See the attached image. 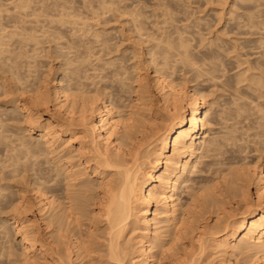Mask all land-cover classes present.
Listing matches in <instances>:
<instances>
[{"label": "bare ground", "instance_id": "bare-ground-1", "mask_svg": "<svg viewBox=\"0 0 264 264\" xmlns=\"http://www.w3.org/2000/svg\"><path fill=\"white\" fill-rule=\"evenodd\" d=\"M32 1L38 7H32ZM32 1L16 3L18 7L14 5L17 12L25 14L22 19L23 13L18 12L19 22L22 25L27 23L26 26L32 23L31 29L25 25L14 27L18 17H12L17 15L11 16V21L14 20L12 24L5 22L6 25H0H5V29L0 27V57L3 54L13 55L3 61L2 56L0 60L10 63H0V97H4V101H0V146L5 147L0 149L4 155L0 154L4 157L3 160L0 158V182L10 181L6 188L1 183L5 189L0 187V204L6 207L5 210L0 207V214L6 212L0 221V240L7 238L11 244V239H15V245L18 244L16 249L10 244V247H5L10 263L213 264L210 260L216 257L220 264H233L231 258L234 257L236 264H264L263 157L257 158L259 162H243L241 165L238 159L240 169L234 168L238 162L233 169L228 168L231 164L223 160L228 146H238L239 150L235 151L239 154L249 151L238 145L244 135H250L247 134L249 131H253V139H257L256 144L261 146L257 147L259 150H255L256 153H260L261 149L264 151V20L260 21L258 17L261 0L258 5L255 1L252 4L253 9L254 5L259 7L255 9L259 10L257 14L254 10L253 14L250 13L252 7L249 3L250 9L241 8L249 12L243 13L245 22L242 24L237 22L238 17L233 16L236 20L233 23L237 22L235 26L238 24L235 36L247 35L244 36L247 39L259 37L253 45L250 40H254L250 38L242 43L234 40L236 44L240 43L239 47L244 52L250 50H247L250 45L254 46L251 53L243 54H247L246 58L259 56L256 61L253 60L254 63L246 58L241 63L239 60L243 61V55L240 57L241 53H238L237 57L235 54L236 58L240 57L238 61L236 59L237 69L244 64L249 65L246 71L235 73V76L227 75L225 61L224 65L221 63L225 57L222 55V58L221 54L229 55L231 50L220 53L225 47L221 49L220 45L215 48V43L221 44L220 37L233 33L222 30L220 34L224 35L221 36L216 32L215 38L219 41L213 42L214 38H210L212 42L209 39L206 49L203 45L199 46L204 41L208 42L206 35L199 31L201 25L198 28L193 26L196 32L201 33L203 39L199 38L202 41L199 45L195 43L197 38L194 37L200 33H190V36L187 30L188 35L192 40L196 39L194 44L198 45L197 48L203 47L207 51L200 55L186 34L185 30L190 26L180 29V23L175 22L180 19V0H177L178 13L173 11L176 0L170 3L172 8L169 3L170 6L164 8L167 0H159L160 4L163 1L164 8L160 22L156 21L159 16L155 12L163 8L156 0L155 6L159 4L156 9L160 10L154 11L158 16L155 22H152L153 16L151 21L147 17L150 11L145 15L144 10L149 4L144 5L142 0L144 4L141 1L140 4L146 7L140 5L139 8L133 5L138 3H131L129 6L139 9L132 6L128 10L125 5L126 12L124 7L119 6L121 0L119 5L111 0L113 3H109H112L109 10L108 2L107 6L104 0L100 4L105 5L106 10L100 9L104 6L99 3L100 8L93 6L97 10L90 11L89 15L92 17V13L97 12L95 19L108 17L112 7L117 14L115 9L118 6V11L123 10L118 16L131 18L129 23H132L133 29L130 33H134L137 39L131 35L129 39L138 41V48L141 44L150 47L146 45L149 49H146L145 55L141 54L146 59L140 56L143 47L132 48L129 60L141 58L133 65L123 64L125 54L122 62L119 57L118 60L115 57L109 60L107 56L110 57L116 47L120 49L122 42L120 45L117 43L119 47L116 46L113 41L111 43L114 32L107 31L105 26V30H100L90 25L100 19L89 16L94 19L90 23V19L86 18L88 16L80 13L81 7H78L79 11L74 4V11L77 9L80 16L77 17L76 11H73L76 16H72V12L67 11L72 9V6L67 8L70 0ZM82 1L85 2H79L85 6ZM240 1L246 4V0ZM71 2L74 3V0ZM250 2L253 3L252 0ZM211 3L219 5L216 15L233 12L234 6H238H232L230 0ZM83 6L86 10L87 7ZM26 9L32 11L28 10L29 13ZM172 12H176L178 18ZM261 16L264 17V13ZM72 17H77L78 23L84 20L90 24L84 22L82 27L80 23V29ZM107 21L102 20L103 23ZM172 22L178 25H173V28L176 25L175 29L170 26L173 30L168 28ZM8 25L14 28L9 30ZM67 25L74 31V38L69 40L65 39L67 31L63 32L68 29ZM153 25L156 31L161 28L160 34L153 33L155 30L150 27ZM163 26L165 28L162 29ZM243 29L247 32H241ZM81 31L82 34L78 35ZM13 39L15 47L10 46L14 49L9 51L7 48ZM52 43L56 45V51H53L57 54L56 58L62 59V62L56 65V70L49 65V69L45 68L47 71L42 74L39 71L43 66L40 69V64H36L37 56H33L34 59L31 57L33 65H30L31 62L28 65L30 56H25L27 52L24 51L33 44L29 49L31 53L41 52L40 45L44 47ZM95 48L99 51L96 49L98 52H95ZM237 48L238 45L233 48L236 53ZM43 49L45 53H50V48ZM119 49L115 50L116 53ZM194 49L201 58L195 55ZM40 52L36 54L40 56ZM94 52L97 53L94 56L101 54L100 57L95 59ZM90 53L93 54L90 56ZM88 55L94 58L92 62L95 65L92 62L86 65L91 59ZM25 57L27 65L22 63ZM96 60L100 65H96ZM179 72H182L179 79L182 84L177 80ZM188 84L192 86L188 87ZM202 84L210 86L211 90L220 89L219 93H227L229 99L225 98L217 106L218 98L210 99L213 90L212 94L210 89L206 91L209 99L198 90ZM240 85L246 89H239ZM11 126L18 132H12ZM256 144L253 145L258 146ZM205 159L208 162L204 164ZM202 164L205 166L201 169ZM207 173L213 176H209L212 180L206 179ZM195 175L197 177L193 178ZM199 178H203L202 182L193 186ZM185 192L190 199L184 201L182 195ZM2 250L0 258L5 252Z\"/></svg>", "mask_w": 264, "mask_h": 264}, {"label": "rangeland", "instance_id": "rangeland-1", "mask_svg": "<svg viewBox=\"0 0 264 264\" xmlns=\"http://www.w3.org/2000/svg\"><path fill=\"white\" fill-rule=\"evenodd\" d=\"M21 1H22V0H21ZM21 1H20V0H0V7L2 8L1 5H3V7H5V8H4L5 10H4L3 8H2V9L0 8V10H2V11H4V12H5L6 10H7V11H8V10L10 11V12L8 11V12H6V13H3V12L1 11V14H2V15H1L0 17L3 18V19H2V22H1V18H0V25H2V24H5V25H6L5 22H7V23H9V24H12L14 20L11 21V19H12V18H13V19H16V17H18V15H17L18 12H21V13H19V14H22V13H23L22 11H18V12H17V7H18L19 5H18V4L16 5V3H19V2H21ZM24 1H25V0H24ZM24 1H23V2H24ZM30 1H32V0H30ZM35 1H37V0H35ZM38 1H39V0H38ZM50 1L52 2V0H49V2H50ZM53 1H55V0H53ZM68 1H69V0H68ZM68 1H67V2H68ZM79 1H81V0H74V3H72L71 0H70V3H69V2H68L69 4L67 3V4H68L67 8L72 6V9H73V10H72L71 8H68V10H67V9H66V10H67L68 12L70 11V14H71V12H72V14H71L72 16H76V14H77V17H78L79 13H77V12L80 11L78 7H81V8H80V9H81L80 13H85V15L88 16V17H86V18H88V20H89L90 17H91V15H89V14H91L90 11H91V12H95V11H96L98 8H100L101 6H104V8L102 7V8H100V9H102V10H106L107 7L105 8V5H107V4L109 5V7H108L107 10H109L110 6H111L112 3H113V1H111V0H109V1L104 0L105 5H103V4L101 5L100 2L102 1V3H103V0H85V2L82 1V2L85 3V4H84L85 6H83V5H82L83 3L81 4ZM115 1H116V2H115ZM118 1H119V0H114L115 5H116V4L119 5V4H118ZM131 1H133V2H131ZM134 1H135V2H134ZM140 1H141V0H130V1H129V0H127V1L121 0V1H119V2H121L122 4L119 5V6H120V8L124 7L123 10L126 9V6H128L129 8L127 7V9L129 10L130 7H132L133 5H137L139 8H141V6H144V5H148V4H149V5L147 6V8L144 10V11L146 12L145 15L147 14V12L150 11V12H149L150 14H149V13L147 14V15H148L147 17L149 18V20L151 19V16H153L154 19L152 18V22H155V20H156V19L158 18V16H159V20L157 19L156 21H157V22H158V21L160 22V21H162V19H163V16H162L161 14L163 13L164 8H168L167 6H170V5L172 4V3H171L172 0H171V1L167 0V2L164 3V6H166V7L163 8V5H162V4H163V1H162V3L160 4L159 0H156V1L159 2L160 7L163 8V9L160 10V9H156V8H158L159 4H157V7H156V6H155V3H157V2L154 3V0H153V1L150 0V2H149V0H142V1L145 2V4H144V3L141 1V3H143L144 5H141V4H140ZM164 1H165V0H164ZM178 1H179V0H178ZM178 1H177V0H176V2L173 1V2H175V3H173V5H174V4H175V5H174V6L171 5L170 7L172 8V6H173V9H174L173 11H176L177 13H178V11H179L178 9L180 8V11H179V14H178L180 19H176V21H175V22H177V23H178V22L180 23V24H179V28L181 29L183 26H186V27H187V26H190V28L187 27L188 29L185 28V29H186V30H185V31H186V34L188 35V32L190 31V32H189V35H190V33L195 34V32H196V29H194L193 26H195V27L198 28V27H200V25H201V27L199 28V31H200V32L202 31L203 36H204V34L206 35L205 37L208 39V42H205V41H204V42H205V43L203 42L204 44L202 43L201 45H199V42L202 41L203 37L200 36V35H201L200 32H196V35H197L198 33H200V34H199L198 37H197V36L194 37V38H197V42H195V43L198 44L199 46H202V45H203V46L205 47V44L208 45V44L210 43V41H211L210 38H212V39L214 38V39H213V42H216V40L219 41V39H220L219 42H221V44H219V43H215V44H216V45H215V48H217V46H220V45H221V46H220L221 49H222V47H223V48L225 47L224 49L221 50L220 53H222L223 50H225L226 52H227V51H230V50H231V51H234L232 54H231V51L229 52L231 55H230V54L228 55V53H225V54L222 53V54H221V56H222V55H225V57L222 56V58H223V57H224V58L221 59V60H222L221 63H223V60L225 61V66H226V68H227V73L229 72L227 75L232 76V75H234L235 73H236L235 75H237V73L240 74V72H242L243 70L246 71L245 68H246V67H249V65L247 66V65L244 64V65H242L243 68H242V66H241V67H239V69H237L238 62H236V59H237V61H238V60L240 59V57H242L241 55H243V54L246 53V52H248L247 54H249V52L251 53L250 50H252L251 48L254 47V46H252V45L258 40L259 37L256 36V37H254V39H253V36H252V37H248V39H247V37L244 38V36H247V35H243V36H239V37H238V36H235V34H237V32H238V31H237V26H238V24H237V26H235V25H236V23H237L238 21H239L241 24H242V22H245V21H244V18H242V17H243V16L245 17V15H243V13H244V14L246 13V12H244V10H247V7H248V9H250V8L252 7V9L249 10L250 13H252V14L254 13V11H255V14H257L256 12L259 11L258 9H259V7H260L261 10H262V11H261V10H260V11H261V13H262V15H263V13H264V12H263V11H264V10H263V9H264V8H263V7H264V0H261V1H260L261 3L259 2V0H257V1H256V0H252L253 3L250 2L251 0L248 1V2H247V0H246V1H245L246 4L244 3V1H242V2H241V1L238 2L239 0H230L231 5H232V4H233V5L236 4V5L239 6V10H238V6H234L235 9H233V12H229V11H227L228 13H227V12H223L222 14H220L221 17H222V19H221V17H219V16H220L219 14L216 15V12L219 10V9H218V8H219V5H217L218 3H217V4H215V3H214V4L211 3L212 1L215 2V0H184V1H183V0H180V1H181V2H179L180 4L178 3ZM234 1H237L238 3H237V2L235 3ZM254 1L256 2V5H258V4L260 3V4H259V7H258V6L255 7V5H254V8H255V9L258 7L257 10L253 9L252 4H255ZM23 2H21V3H23ZM46 2H48V0H46ZM75 2H77V4H75ZM86 2H87V3H86ZM107 2H108V3H107ZM110 2H112V3L109 4ZM257 2H258V3H257ZM14 3H15V4H14ZM71 3H72V4H71ZM79 3H80L81 5H80ZM90 3H91V4H90ZM98 3H99L101 6H99ZM106 3H107V4H106ZM131 3H132V4H133V3H138L139 5H138V4H133L132 6H129ZM168 3H169V4L171 3V4L169 5ZM239 3H240V4H239ZM248 3H249V5L251 4V5H250L251 7L248 5ZM35 4H36V3H34V1H32V7H33ZM70 4H71V5H70ZM73 4H74L76 7H75ZM78 4H79V6H77ZM97 4H98V5H97ZM165 4H166V5H165ZM178 4H179V6L181 5L179 8H178ZM14 5L17 6V7L15 6L16 9L14 8ZM20 5H21V4H20ZM30 5H31V3H30ZM69 5H70V6H69ZM86 5H87V6H86ZM90 5H91V6H90ZM108 5H107V6H108ZM113 5H114V4H113ZM115 5H114V6H115ZM122 5H124V6H122ZM125 5H126V6H125ZM140 5H141V6H140ZM161 5H162V6H161ZM233 5H232V6H233ZM247 5H248V6H247ZM35 6L38 7V5H35ZM82 6H83V7H87L89 10H88L87 8H86V10H85V8L83 9ZM88 6H89V7H88ZM93 6L96 7V8H97L98 6H99V7H98L97 9H95V8L93 9ZM119 6H118V7H119ZM240 6H241V7H240ZM242 6H243V7H242ZM245 6H246V8H244ZM73 7L77 8L79 11H77V9H76V10H75L76 12H75V11H74L75 8H73ZM118 7H117V9H115V10H117V12H115V13H117V14H114V10H113L114 7H112L113 9H112V8L110 9V10L112 11V12L110 11L111 14H112V16H110L111 14L108 15V13H107L108 11H107V12H105V13L108 15V17H105V18L102 17V18H104V19L96 18V19H100V20H101V21L99 20V21L102 23V25H103V27H102V25H100L101 28L99 27V24H101V23H99L98 20H97L98 22H97V21H95V22L93 21V20L95 19L94 16H96V13H97V12H96L95 14L92 13V15H94V16H92L91 18H94V19H93V20L90 19V23H91V21H93L94 23L92 22V23L90 24L89 22H86V21H84V20L82 21V23L86 22V23H88V24H90V25H93L94 27L96 26L97 28L95 27V29H98V28H99L100 30H101V29H102V30H105V29H106L107 31H112V32H114V33L111 32V33H112L111 35H112V37H113V40H111V43H112V41H113V43H114V44L116 43L115 45L118 46L117 43H119V45H120V42H122V43H121V46H122V47L120 46V49L118 48V49L120 50L119 53H116V51H117L118 49H117V47L114 45V46L116 47L117 50L114 48L116 51L113 50V52L115 51V53L113 54V52H112L111 55H110V57H109V56H107V57L109 58V60H110V59H111V60H112V59L114 60L115 58H116V60H118V57H119V60L121 61V60H122L121 58H123V55L125 54V55H124V58H123V64H126V65H133V62H134V64H135V62H137V61H141V60H139V59H141V58H140L141 54L145 55L146 53L144 54V52L146 51V49H149L150 47H149L148 44H146V45H147L149 48H147L146 45H144V44H143V46H142V44L140 43V44H141V45H140V48H138V47H139V46H138V43H139V42H138V41H135V40H134V41L131 40L132 38L137 39L136 36L133 35L134 33H132V34L130 33V32H131L130 29H131V30L133 29V28H132V27H133L132 23H129V22H130L129 20H130L131 18L129 17V20H128L127 15H125L126 17H125L124 15H123L124 17H123V16H122V17H121V16H118L119 13H121V15H122V13H123V10H122V9H120V10H122L121 12H120V10L118 11ZM133 7L135 8V6H133ZM144 7H146V6H144ZM144 7H143V8H144ZM148 7H149V8H148ZM150 7H151V8H150ZM153 7H154V8H153ZM170 7H169V10H168V11H170ZM216 7H218V8H216ZM234 7H233V8H234ZM19 8L21 9V7H19ZM34 8H35V7H34ZM90 8H91V10H90ZM115 8H116V6H115ZM134 8H132V9H134ZM139 8H135V9L138 10ZM143 8H142V9H143ZM241 8L244 9V10H242ZM69 9H70V10H69ZM92 9H93L94 11H93ZM132 9H131V10H132ZM147 9H148V10H147ZM18 10H19V9H18ZM21 10H22V9H21ZM28 10H29V9H26V12L32 11V10H29V11H28ZM102 10H99V11H102ZM156 10H160V12H157ZM165 10H166V9H165ZM253 10H254V11H253ZM73 11H74L76 14H75ZM99 11H98V12H99ZM124 11L126 12L127 10H124ZM154 11H156L155 13H156L158 16L155 15ZM171 11H172V9H171ZM236 11H237V12H236ZM240 11H241V12H240ZM260 11H259V12H260ZM15 12H17V13H15ZM110 12H109V13H110ZM128 12H129V11H128ZM151 12H152V13H151ZM176 12H174V13L172 12L173 15L176 14ZM234 12H235L236 14H234ZM238 12H239V13H238ZM259 12H258V17L260 18V21H261V20H264V19H263L264 17L261 16V13H259ZM29 13H30V12H29ZM99 13H100V12H99ZM232 13H233V14H232ZM247 13H249V12H247ZM247 13H246V14H247ZM73 14H74V15H73ZM113 14H114V15H113ZM159 14H160V15H159ZM225 14H227V15H225ZM12 15H17V16H13V17L11 18ZM24 15H25V14L23 13V16H22V17H21V15H19V16H20L22 19H24V18H23V17H25ZM81 15H82V14H81ZM145 15H144V16H145ZM223 15H224V16H223ZM240 15H241V16H240ZM2 16H3V17H2ZM79 16H80V15H79ZM89 16H90V17H89ZM102 16H105V15H102ZM149 16H150V17H149ZM161 16H162V19H161ZM229 16H230V17H229ZM233 16L238 17V18H236V20L238 19L236 23H233V22L236 21V20H235V17H233ZM239 16H240L241 18H240ZM256 16H257V15H256ZM77 17H76V18H77ZM82 17H85V16L82 15ZM82 17H79V19H80V18L82 19ZM96 17H97V16H96ZM120 17H121V18H120ZM155 17H156V19H155ZM173 17H174V16H173ZM176 17L178 18L177 14L175 15V18H176ZM74 18H75V17H74ZM74 18L72 17V19L74 20V22H77V23H78V19L75 18V19H76V20H75ZM106 18H107V19H106ZM108 18H110V19H108ZM126 18H127V19H126ZM239 18H240V20H239ZM261 18H262V19H261ZM9 19H10V20H9ZM22 19H21V20H22ZM72 19H71V20H72ZM81 19H80V20H81ZM84 19H85V18H84ZM96 19H95V20H96ZM105 19L108 20V21L105 22V23H103L102 20H103V21H106ZM160 19H161V20H160ZM199 19H201L202 21H201V20L198 21ZM242 19H243V21H242ZM5 20H6V21H5ZM17 20H18L17 22H19V20H20L19 17H18ZM28 20H29V18H28ZM69 20H70V19H69ZM73 20H72V21H73ZM80 20H79V21H80ZM153 20H154V21H153ZM179 20H180V21H179ZM8 21H10V22H8ZM127 21H128V22H127ZM150 21H151V20H150ZM163 21H164V20H163ZM197 21H198V22H197ZM203 21L206 22V23H204ZM11 22H12V23H11ZM17 22L15 23V21H14V24L17 25V24H18ZM182 22H183V23H182ZM199 22H200V23H199ZM202 22H203V23H202ZM19 23H20L19 25H17V26L15 25L14 27H18V26H19V27H20V26L23 27L25 24H27V23H24V25H22L23 23H22L21 21H20ZM21 23H22V24H21ZM80 23H81V21L78 23V25H76L78 28H80V27H79ZM82 23H81V25H82ZM95 23H96V24L99 23V24H97L98 26H97V25H94ZM172 23H173V24H172ZM172 23H170V25L168 26V28H169L170 26L173 28V25H174V24L177 25V23H174V22H172ZM232 23H233V24H232ZM240 23H239V25H240ZM205 24H206V25H209L210 27H209V26H208L209 28L206 27ZM243 24L245 25V23H243ZM5 25L2 26V27H4V29H5ZM28 25H29V26H28ZM28 25H27V26L25 25V27L30 28V29L33 27V24H32V23H31L32 26L30 25V23H29ZM34 25H35V24H34ZM81 25H80V26H81ZM158 25L161 27V25H164V24H158ZM176 25H175V26H176ZM197 25H198V26H197ZM211 25H212L213 27H212ZM214 25H216V26H214ZM35 26H36V25H35ZM68 26H69V25L66 26V28H68V29H64V30H63V32H66V31H67L66 33H64L65 36H66V38H65L66 40H69V38H70V39H71V38H74V37H73L74 31L72 32V29H73V28L71 29V28H70L71 26H69V27H68ZM104 26L106 27L105 29H104ZM131 26H132V27H131ZM155 26H156V25H155ZM164 26H165V25H164ZM164 26L162 27V29L165 28V27H167V26H165V27H164ZM175 26H174L173 29L176 28ZM180 26H181V27H180ZM242 26H243V25H242ZM0 27H1V26H0ZM2 27H1V30L3 29ZM6 27H9V28H7V29H9V30L11 29V27L14 28L12 25H11V26L8 25V26H6ZM82 27H84V25H82ZM82 27H81L80 29H82ZM94 27H93V28H94ZM150 27H153V28H154V25H153V26H150ZM157 27H158V26H157ZM171 27H170V29H172ZM177 27H178V25H177ZM69 28H70V30H69ZM153 28H149V29H151V30L153 31ZM210 28H211V29H210ZM225 28H226L227 30H226ZM36 29L39 30V28H36ZM159 29H161V28H159ZM159 29H158V31H156L157 28H156V30H155V28H154L155 31H153V33H154V32H155V33L159 32V34H160L161 31H159ZM170 29H169V30H170ZM173 29H172V30H173ZM191 29H192V30H191ZM200 29H201V30H200ZM202 29H203V30H202ZM205 29H206V30H205ZM207 29H209V30H211V31H209V30H207ZM233 29L236 31V33H235V31H234ZM1 30H0V31H1ZM183 30H184V29H182L181 31H183ZM187 30H188V32H187ZM194 30H195V31H194ZM197 30H198V29H197ZM217 30H218V31H217ZM222 30H223L224 32L227 31L226 33H228V34L233 33L234 35L231 34V35H227V37H225L226 35L223 34V35H224V36H223V35L220 34V33H223ZM29 31H30V30H28L27 32H29ZM69 31H70V32H69ZM185 31H184V32H185ZM219 31H220V32H219ZM221 31H222V32H221ZM231 31H232V32H231ZM71 32H72V34H71ZM132 32H133V31H132ZM203 32H204V33H203ZM216 32H218L217 34H220V35L223 36V37H220L219 39H216V38H215V36L217 35ZM241 32L245 33V32H247V31H246V29H245V30L243 29V31H241ZM208 33L211 34V35H209ZM212 33H213V35H212ZM39 34H40V32H39ZM69 34H70L71 37L69 36ZM80 34H82V31H81L80 33H78V35H80ZM117 34H118V35H117ZM193 34H192V35H193ZM40 35H41V34H40ZM40 35H39V36H40ZM90 35H91V34H90ZM113 35H115V36H113ZM130 35H131V37H132L131 39H129ZM132 35H133V36H132ZM189 35H188V36H189ZM238 35H240V34H238ZM0 36H1V35H0ZM190 36H191V35H190ZM190 36H189V37H190ZM193 36H195V35H193ZM234 36H235V37H234ZM248 36H250V35H248ZM112 37H111V39H112ZM114 37H115V38H114ZM199 37L202 38V39H200ZM240 37H242V39H240V40L237 39V38H240ZM127 38H128V39H127ZM221 38H222L223 40H221ZM243 38H244V39H243ZM249 38L252 39V40H254V41H251V40H250V42L252 43V45H250L251 43L249 44V45L251 46V48H250V47L247 48V50H249V49H250V50L244 52V50H243L241 47H239V45H240V43H242L243 41H244V42L249 41ZM255 38H256V40H255ZM65 39H64V40H65ZM89 39H90V38H89ZM190 39H191V37H190ZM192 39H193V38H192ZM192 39H191V40H192ZM209 39H210V41H209ZM245 39H246L247 41H246ZM130 40H131V41H130ZM199 40H200V41H199ZM234 40H235L236 42H239V41H240V43L236 44ZM12 41H13V42H12ZM12 41H11V42H12V43H11V42H9V40H8V42H9L10 44H9V47H8L7 49H8L9 51H10L11 49H14V47H15V46L13 45V43L15 42V40L13 39ZM132 41L135 42V43H137V45H134L135 43H133ZM194 41H196V39L192 40L193 46H194V48H196V50H197V49L199 50L200 55H202V53L205 54V52L207 53V51H205V48H206V47H209V46H206L205 48H203V47H201V48H200V47L197 48L198 45L194 44ZM223 41H224V42H223ZM233 41H234V42H233ZM241 41H242V42H241ZM61 42H62V41H61ZM131 42H132V43H131ZM211 42H212V41H211ZM222 43H223V45H222ZM224 43H225V44H224ZM11 44H12V45H11ZM14 44H15V43H14ZM61 44H64V41H63ZM235 44H236V45H235ZM112 45H113V44H112ZM195 45H196V46H195ZM224 45H225V46H224ZM237 45H238V48H237V50H236V51H237V53H236L235 50H234L233 48H234V46H237ZM10 46H14V47L12 48V47H10ZM46 46H47V47H46ZM48 46H50V47H48ZM95 46H96V45H95ZM114 46H113V47H114ZM137 46H138V47H137ZM241 46H242V45H241ZM32 47H33V44H31V46H30L29 48H26V49H28V50L24 51L25 53L27 52V54H25V56H26V55H27V56H28V55L30 56V58H29V62H28L27 57H25V59L23 58L24 60H22V63L25 62V60L27 59L28 65H29L30 62H31L30 65H31V64L33 65V61H30V60H32L31 57H33V56L36 57V56H37L38 62H37L36 64H37V65L40 64V66H39L40 69H41V66H43L42 69H41L40 71L38 70L39 72L42 71V72H41L42 74L44 73L43 71H45V72L47 71V69H45V68L48 67V69H49V65H50L51 67L53 66L52 68H53L54 70H56V69H57V68H56V67H57L56 65H60V64H61L62 59H60V58H56V57H57V56H56L57 54H56L55 52H53V51H56V50H55L56 45H55L54 43L49 44V45H48V44H47V45L45 44V46H44V47H45V50H47V48H50V49H48L50 53H48V51H47L48 55H47V53H45V51H44V49H43V48H44L43 45H42V46H41V45L39 46V47H40L39 49L41 50V52H42V51L44 52V53L42 54V53L38 50V51L40 52V56H38V55H39V52H36V51H35L36 53H38V55H37L35 52H34V53H31V50H29V49H31ZM42 47H43V48H42ZM51 47H52V48H51ZM118 47H119V46H118ZM133 47H136V48H138V49H141V47H143V48L141 49L142 51L137 49L139 52L141 51V52H143V53H140L139 59H137V60H135V61H134V60H132V61L129 60V59H130L129 55H130V53L132 52V48H133ZM145 47H146V48H145ZM242 47H243V46H242ZM35 48H36V47H35ZM213 48H214V47H213ZM231 48H232V49H231ZM240 48H241V49H240ZM33 49H34V48H33ZM33 49H32V52L34 51ZM37 49H38V47H37ZM42 49H43V50H42ZM53 49H54V50H53ZM96 49L99 51V48H95V52H98ZM143 49H144V51H143ZM200 49H201V50L203 49V50L201 51ZM206 49H207V48H206ZM235 49H236V48H235ZM238 49H239V52H238ZM83 50H84V49H83ZM121 50H122L123 52H125V53L121 54V52H122ZM198 50H197V51H198ZM240 50H241L242 52H241ZM28 51H29V52H28ZM93 51H94V50H93ZM93 51H92V52H93ZM126 51H127V53H126ZM219 51H220V50H219ZM225 51H223V52H225ZM253 51L255 52L256 50H253ZM95 52H94V54H93V53H92V54H93V57H95V59H96V57H97V58H98V56L100 57L101 54L98 53V54H100V55H98V56H94V55L97 54V53H95ZM128 52H129V53H128ZM194 52H196L195 49H194ZM256 52H258V51H256ZM8 53L10 54V52H8ZM30 53L33 54V55L31 56ZM238 53H239V54L241 53V54L239 55L240 57H239V58H236V56L238 57ZM5 54H6V53H5ZM45 54L47 55V57H45ZM55 54H56V55H55ZM92 54L90 53V56H91ZM112 54H113V55H112ZM128 54H129V55H128ZM235 54H237V55L235 56ZM247 54L243 55V57H244V58H243V61L240 59L239 62H240V61H241V63L244 62V59L247 57V56H246ZM7 55H8V54H7ZM7 55H4V54L2 55V56H3L2 61L5 60L6 57H7V58H8V57L10 58L11 55H9V56H7ZM54 55H55V57H54ZM127 55H128V56H127ZM143 55H142V56H143ZM195 55L199 56L198 52H196ZM2 56H1V57H2ZM12 56H13V55H12ZM12 56H11V57H12ZM29 56H28V57H29ZM43 56H44V57H43ZM88 56H89V55H88ZM90 56H89V57H90ZM121 56H122V57H121ZM142 56H141V57H142ZM226 56H227V58H226ZM245 56H246V57H245ZM1 57H0V60H1ZM34 57H33V59H34ZM48 57H49V58H48ZM89 57L87 58L88 60H89L90 58L93 59V60L90 59V62L87 60L88 62H86V65H91V64H87V63H91L92 61H94V58H93V57H90V58H89ZM114 57H115V58H114ZM127 57H128V58H127ZM143 57H145V56H143ZM201 57H202V56H199V58H201ZM251 57H252V56H251ZM251 57H250V58L248 57V58H246V59H250V61H252L253 63L259 58V56H257V55H255L254 57H252L253 59H251ZM255 57H256V58H255ZM257 57H258V58H257ZM108 58H106V60H107ZM225 58H226V59H225ZM37 59H36V61H37ZM52 59H53V60H52ZM104 59H105V58H104ZM144 59H146V57H145ZM144 59H143V60H144ZM124 60H125L126 62H124ZM253 60H255V61H253ZM2 61H0V63H1ZM234 61H235V63H234ZM27 62H25L23 65H27ZM59 62H60V63H59ZM97 62H98V64H97ZM121 62H122V61H121ZM121 62H120V63H121ZM252 62H251V63H252ZM7 63H9V62H7ZM7 63H6V64H7ZM34 63H35V61H34ZM93 63H94V65H95V62H92V65H93ZM253 63H252V64H253ZM2 64L4 65L5 62H2L1 65H2ZM6 64H5V65H6ZM12 64H14V63H12ZM102 64H103V63L101 62V65H102ZM219 64H220V63H219ZM7 65H10V63L7 64ZM14 65H18V64H14ZM19 65H21V64H19ZM45 65H48V66L45 67ZM96 65H100L98 60H96ZM220 65H222V64H220ZM223 65H224V63H223ZM227 65H229V66H227ZM234 65H235V66L237 65V66L234 67ZM39 68H38V69H39ZM55 68H56V69H55ZM235 68H236L237 70H235ZM43 69H44V70H43ZM150 69H151V68H150ZM229 69H230V70H229ZM240 69H241V70H240ZM233 70H234V71H233ZM253 72H254V71H253ZM41 73H39V74L41 75ZM132 73H133V72H132ZM149 73H153V70H151V72H150V70H149ZM181 73H182V72H179V73L177 74V80L181 79V77H180V76L182 75ZM249 73H250V72H249ZM249 73H248V74H249ZM255 73H256V71H255ZM143 74H144V72H143ZM180 74H181V75H180ZM250 74H251V73H250ZM132 75H133V74H132ZM132 75H131V76H132ZM235 75H234V76H235ZM133 76H134V75H133ZM133 76H132V77H133ZM178 76H179L180 78H179ZM230 76H229V77H230ZM131 81H132V80H131ZM180 82H181V81L179 80L178 83H179V84H182V82H181V83H180ZM128 83H130V81H128ZM132 83H133V82H132ZM205 85H206V84H205ZM244 85H245V84H244ZM187 86L189 87V86H192V85L188 84ZM203 86H204V84H202L201 86L198 87V90L201 91V93L204 92V93L206 94V96H207L208 93H206V91L209 92L208 90L210 89V93L212 92L213 89L211 90V87H210V86H204V87H203ZM200 87H201V88H200ZM244 87H245V86H243V85L241 86V85H240V88H239V87H238V88H239V89H242V88H243V89L245 90L246 87H245V88H244ZM203 88H204V90H203ZM207 89H208V90H207ZM243 89H242V90H243ZM0 90H1V87H0ZM202 90H203V91H202ZM214 90H215L216 92H215ZM214 90H213V92L216 93V95L213 96L214 93L212 92L213 94L211 93V94H212V95L210 96L211 98L208 97V96H207V97H208V99H209V98H210V99L218 98V99H216V100H218V101H217V103H218L217 106H218V105L220 106V104H222V102L225 100V98L227 99L229 96H227L228 94L226 93V94H227V95H226L223 91H222V93H221V91H220V93H219V90H220V89H214ZM0 92H1V91H0ZM0 94H1V93H0ZM205 94H204V95H205ZM209 95H210V94H209ZM0 96H2V95H0ZM127 96H128V95H127ZM220 98H221V99H220ZM0 99H2V100H0L1 102L4 101V97H0ZM228 99H229V98H228ZM219 100H220V101H219ZM217 106H216V107H217ZM230 124H231V123H230ZM232 124H233V122H232ZM10 128H11V129H10ZM10 128H9V129L12 130V132H14V131H15V132H18V130H16V128H14V126H11ZM0 131H1V130H0ZM12 132H10V133H12ZM10 133H7V135H8V134L10 135ZM252 133H253V131H251V132H250V131L247 132V134H250L251 136H250V135H249V136L244 135V138H246V139H244L243 137H242V138H243V140H245V141L242 140L243 142L241 141L240 143H238V145L240 144L239 146L242 145L241 147L243 148V150H244V149H245L246 151L249 150V151H247L246 154H245V152H244L243 154L240 153V154H241V155H240L239 152H236V151L239 150V149H237L238 146H235L236 148L233 147V146H228V147L225 149V155H224L225 159H224V157H223V160H226V161H227V164H231V165H229L228 168H233V166L238 162V163L234 166V168L237 167V168L240 169V167H239V165H238V164H239V161H240V165H241L243 162H244L243 164H245V162H246V163H247V162H248V163H256L257 161L259 162V159L257 160V158H259L260 156L263 157L262 160H261V163H263V165H264V154H263L264 151L261 149V152H263V153H261V152L259 153L258 151H257V153H256L255 150H259V148L257 149V147H261V146H259V144H256L257 139H253V137H252L253 134H252ZM9 135H8V136H9ZM245 136H246V137H245ZM249 137H250V138H249ZM247 138H248V139H247ZM251 138H252V139H251ZM12 139H14V137H13ZM248 141H249V144H248V143L245 144V142H248ZM252 141H253L254 143H253ZM244 144H245V145H244ZM253 144H256V145H258V146H255V145H253ZM246 145H247V146H246ZM1 146H2V145H1ZM1 146H0V149L2 148ZM252 148H253V149H252ZM2 149L4 150L5 147L3 146ZM231 149H232L233 151L236 150L235 153H234ZM251 150H253V151H251ZM0 151H1V150H0ZM1 152H3V151H1ZM1 152H0V154L3 155V153H1ZM250 152H251V153H250ZM254 152H255V153H254ZM233 153H234V154H233ZM252 153H253V154H252ZM4 154H5V153H4ZM237 154H238V155H237ZM1 155H0V156H1ZM256 155H257V156H256ZM3 156H4V155H3ZM232 156L235 157L236 159H234ZM239 157H240V158H239ZM241 157H242V158H241ZM0 158H1V160L4 159V157H0ZM227 158H228V159H227ZM260 158H261V157H260ZM238 159H240V160L238 161ZM241 159H242L243 161H242ZM246 159H247V160H246ZM229 160H230V162H229ZM244 160H246V161H244ZM226 161H225V162H226ZM255 161H256V162H255ZM207 162H208V160L205 159V160H204V164L207 163ZM204 164H202V165L200 166L201 169L205 166ZM0 165H1V163H0ZM0 167H1V166H0ZM234 168H233V169H234ZM237 168H236V169H237ZM207 174H208V173H207ZM204 176H205V178L207 177L206 174H205ZM204 176H203V177H204ZM209 176H210V175L208 174V177H207L206 179H211V178H213L212 175L210 176L211 178H210ZM196 177H197V176L195 175V177H193V178H196ZM3 178H4V176H3ZM216 178H217V176L214 177V179H216ZM0 179H1V178H0ZM201 179L203 180V178H199V179H198L199 181L196 179L195 182L193 183V186H195V185L199 184L200 182H202ZM3 180H4V179H3ZM3 180H2V181H3ZM200 180H201V181H200ZM211 180H212V179H211ZM7 181H8V180H7ZM7 181H6V182L4 181V183H3V182H0V187H1V189H5V188H6L5 185H8V183L10 182V181H8V182H7ZM198 182H199V183H198ZM1 183H3V187H5V188L2 187V184H1ZM5 183H6V184H5ZM194 184H195V185H194ZM190 185H191V184H190ZM194 188L196 189V187H194ZM1 189H0V192H1ZM197 189H198V187H197ZM197 189H196V190H197ZM251 189H252V192L254 193V192H255V187H254L253 185L251 186ZM186 191H188V190H186ZM187 194H188V192H185V194L182 195V197L184 198V201L187 200V199H188V200L190 199V197L187 196ZM194 194H195V193H194ZM2 205H3V203L0 204V207L4 209L5 206H4V205L2 206ZM5 208H6V207H5ZM4 210H5V209H4ZM4 210H3V211H4ZM8 210H10V209H8ZM0 211H1V210H0ZM6 211H7V210H6ZM33 211H34V214H36V215L38 216V212L36 211L35 208H33ZM1 212H2V211H1ZM7 213H8V212H7ZM3 214H6V212H4ZM3 214H2V213L0 214V221H1L2 217L4 216ZM38 218H39V217H38ZM42 230H45V228H43ZM43 232H44V231H43ZM1 238H3V237L1 236ZM3 239H4V238H3ZM3 239L0 240V249L2 250V248L4 247V249H3L2 251L5 250V252H4V254L2 253L3 255H2V258H0V259H1L0 262L3 263V264H9V263H10V260H9V257H8V256H7V258H6L7 253H6V249H5V247H6V246H9V247H10V245H13V246H14V245L16 244V241H15V239H13V240L11 239V242H12V243L10 244V243L8 242L9 239H7V238L4 239V240H3ZM9 244H10V245H9ZM17 245H18V244H17ZM17 245L14 246L15 249L17 248V247H16ZM9 247H8V248H9ZM0 253H1V251H0ZM4 255H5V257H4ZM0 257H1V256H0ZM235 259H236V258H234V257L231 258V261L233 262V264H236V263H235V262H236ZM1 263H0V264H1ZM210 263H213V264H220V260L218 261V260L216 259V257H215L213 260H210ZM10 264H11V263H10ZM204 264H209V263H204ZM249 264H250V263H249ZM251 264H254V263H251Z\"/></svg>", "mask_w": 264, "mask_h": 264}]
</instances>
